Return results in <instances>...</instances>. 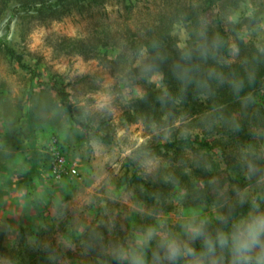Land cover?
I'll return each instance as SVG.
<instances>
[{"label":"rangeland","instance_id":"1","mask_svg":"<svg viewBox=\"0 0 264 264\" xmlns=\"http://www.w3.org/2000/svg\"><path fill=\"white\" fill-rule=\"evenodd\" d=\"M208 1L104 0L71 6L57 18L19 15L7 43L21 62L0 48V264H18L42 231L46 243L67 252L65 264L91 260L86 243L96 239L132 264H167L171 255L191 253L203 231L222 235L223 208L245 202L251 209L230 234L237 250L223 244L189 264H258L264 257V229L249 259L238 251L247 228L264 218V177L233 178L230 186L219 151L158 147L186 135L201 140V121L146 125L128 116L146 87L165 88L160 73H146L142 45L157 22L183 48L189 25L211 41L218 18L231 62L264 63V0ZM184 4L199 12L197 26L180 20ZM6 14L0 2V45ZM61 92L74 112L62 106ZM255 99L264 100V88ZM54 139L75 174L56 177ZM259 143L264 165V130ZM200 168L209 172L217 201L195 202L186 193L189 183L202 185ZM237 183L245 185L234 191Z\"/></svg>","mask_w":264,"mask_h":264},{"label":"trees","instance_id":"2","mask_svg":"<svg viewBox=\"0 0 264 264\" xmlns=\"http://www.w3.org/2000/svg\"><path fill=\"white\" fill-rule=\"evenodd\" d=\"M103 1L24 0L12 3L10 0H0L7 10L3 25L5 38L0 48L8 58L21 62L20 56L8 46L7 41L15 21L22 13L57 18L63 12H68L71 6L98 5ZM208 2L210 5L211 0ZM198 15L199 12L191 4H184L180 20L191 21L192 25L197 26ZM190 26L187 27L190 39L183 48L177 47L170 30L162 28L158 22L148 31L142 44L147 51L145 70L148 74L152 71L160 73L165 88L146 87L142 97L132 103L128 115L130 121L140 120L146 125L165 126H173L176 122L184 125L201 121V140L198 134L194 139L186 135L158 147L167 151L174 148L194 150L197 145V148L202 147L206 151H219L227 166L230 186L235 183L233 178L254 181L264 177L263 160L256 155L264 130V100L255 99L264 88V63L258 65V61L252 58L244 62H231L228 34L218 18L214 20L211 41L198 36V31H192ZM59 96L62 106L74 112L68 102V94L61 92ZM198 171L201 175H198L197 181L202 185L189 183L184 187L186 193L195 202L217 201L216 195L210 193L214 185L208 177L209 172L204 168ZM244 185L237 183L234 191ZM146 201L148 206L153 205L154 198L148 193ZM251 206L252 202L225 206L222 212L226 223L224 233L219 235L217 232L203 231V236L191 245V253L185 256L171 255L167 264H189L195 256L209 254L223 244L233 251L237 250L230 234L235 232L238 221L249 212ZM43 233L35 234L34 244L21 251L18 264H65L67 252L54 243H46L42 238ZM86 245L89 252L87 257L92 259L85 264H132L130 260L122 259L118 247L107 251L105 241L89 240Z\"/></svg>","mask_w":264,"mask_h":264},{"label":"clouds","instance_id":"3","mask_svg":"<svg viewBox=\"0 0 264 264\" xmlns=\"http://www.w3.org/2000/svg\"><path fill=\"white\" fill-rule=\"evenodd\" d=\"M262 229H264V218H261L260 220H258V222L250 225L247 228L246 239L242 245L238 246V251L240 249H243V251L240 254L245 260L249 259L247 253L251 250L253 244L259 241V233ZM221 242L223 243V241ZM261 251L262 253H264V244H261ZM262 258L264 257L261 256L257 257L258 264H259V260Z\"/></svg>","mask_w":264,"mask_h":264},{"label":"built area","instance_id":"4","mask_svg":"<svg viewBox=\"0 0 264 264\" xmlns=\"http://www.w3.org/2000/svg\"><path fill=\"white\" fill-rule=\"evenodd\" d=\"M50 150L52 151V168L57 178H60L65 173L75 174L76 169L74 167L66 168V161L63 155L60 153L59 146L57 145L56 140L50 142Z\"/></svg>","mask_w":264,"mask_h":264}]
</instances>
